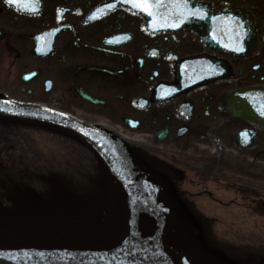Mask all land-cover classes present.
Wrapping results in <instances>:
<instances>
[{"label":"flooded vegetation","instance_id":"af4514ba","mask_svg":"<svg viewBox=\"0 0 264 264\" xmlns=\"http://www.w3.org/2000/svg\"><path fill=\"white\" fill-rule=\"evenodd\" d=\"M128 1L0 0V94L105 126L152 165L153 152L191 150L214 179L229 178L224 201L256 186L242 168L263 175L264 129L234 115L235 103H264V0H175V25L162 5L150 15ZM249 89L260 95L236 97ZM178 175L202 187L194 201H222L201 176ZM256 196L226 203L256 217Z\"/></svg>","mask_w":264,"mask_h":264},{"label":"water","instance_id":"95a60500","mask_svg":"<svg viewBox=\"0 0 264 264\" xmlns=\"http://www.w3.org/2000/svg\"><path fill=\"white\" fill-rule=\"evenodd\" d=\"M161 4L167 20H176L175 2L162 0ZM159 11L154 10L156 14ZM243 96L237 93L236 97ZM243 104L248 110L257 105ZM61 111L0 95L1 120L64 136L67 133L93 151L97 164L105 167L111 179L110 210L102 221L87 223V229L76 233L51 234L0 224V264H220L207 246L193 245V234L149 180L145 163L126 141L121 142L106 128ZM102 176L104 192L98 197L109 201L107 177ZM99 181L101 184V178ZM167 183L156 185L170 203L177 204L178 215L188 219L190 205Z\"/></svg>","mask_w":264,"mask_h":264},{"label":"rangeland","instance_id":"374dc122","mask_svg":"<svg viewBox=\"0 0 264 264\" xmlns=\"http://www.w3.org/2000/svg\"><path fill=\"white\" fill-rule=\"evenodd\" d=\"M160 147V145H157L155 148H158V151L163 153V150L159 149ZM170 148H168L170 149L168 151L175 154L178 153V156H171L167 153L168 151H166L167 156H162V154H155V152H153L154 156H149H152L151 158L153 163L156 164H150L152 169L163 178H167L177 190V192L190 205V207L198 212V214H194L192 210L189 218L186 220L179 216L185 222V224L189 226V228L210 248L213 249L214 247H217L220 251H222L224 253L223 257H226L225 254L228 253L231 254L230 256H238L237 251L239 252L240 249L244 250V253H252L253 255L256 254V256L263 255L264 252L259 249V247L262 248L264 246V219L258 218L257 216L250 217L249 214L242 215L241 211H243V209H241L240 206L236 207L230 206L228 203L226 204L229 195L224 201L222 199L224 195L221 194L219 196V199L222 200L221 202H215L212 200L208 205L203 206H201V204L199 205L200 201L196 202L193 200L191 206L190 194L194 192V188L188 186L189 184L187 181H180L178 174L181 172L178 169V165L180 164L182 167L191 170L194 166H197L195 162L196 159L193 158L195 154L191 150L183 153L177 152L172 146ZM4 149V145L1 144L0 152H4ZM189 156L191 157L189 158ZM80 162L82 166L85 165V160ZM157 165L160 169L157 167ZM199 167L202 166L199 165ZM227 169L231 173L234 172V169L231 167H227ZM262 171L263 175H255L250 172L248 168H242L244 175L252 177L254 181L262 184V187L264 188V170ZM188 173L192 175L190 171ZM44 181H49L54 184L59 183L57 177L53 176L51 173H39L38 171L31 168L20 169L19 176L12 177V179L7 182L3 177V173L0 172V201L2 202V200H4L6 205L18 208L17 205H20V200L25 197L26 199L35 200L38 206H42L43 204H46L41 200L44 197L41 193V191L45 190L43 185ZM6 183H8L9 187L2 190V185H5ZM39 185L41 187L40 189L37 188ZM73 189L75 190L77 187H74ZM5 192H7V195ZM69 192L70 191L66 190V200L61 193L53 194L52 200L48 204L53 210V212H50L51 216L53 217L54 221L58 222L55 227L59 229V232L65 230L61 229V227L66 226L63 224V222L66 220V215H69L73 218L82 216L90 217L92 220L101 219L104 217L107 209L110 206V201L98 198L96 200H89L90 198H88L87 201H75V198L72 197L73 195H71ZM215 196L217 197V195ZM233 209H238L237 214L230 216L229 212H234ZM201 211H209L210 214L207 216H201L203 215L201 214ZM36 221L42 222V219L38 217L36 218ZM254 222L256 223L255 226H250ZM254 246L258 247L255 248ZM254 260V257H252L250 262L253 264ZM233 263L240 264L238 261H233Z\"/></svg>","mask_w":264,"mask_h":264},{"label":"bare ground","instance_id":"6f19581e","mask_svg":"<svg viewBox=\"0 0 264 264\" xmlns=\"http://www.w3.org/2000/svg\"><path fill=\"white\" fill-rule=\"evenodd\" d=\"M224 12H226V11H222V13H224ZM173 21H171V22H169V24H171ZM257 90H259V92H260V89H257ZM246 93H248V92H256V90H254V89H249V90H246L245 91ZM240 94H242V95H244V93H243V91L242 92H239ZM1 95V94H0ZM260 95V93L259 94H251V96H255V97H258ZM2 96H5V95H3L2 94ZM255 104H257V105H255V106H253V105H250V109L248 110L247 109V107L246 106H243L244 104L243 103H235V105L238 107V108H242V110H241V113L240 114H235L234 116L235 117H241V118H244V119H246L247 120V122L249 123H252V125L253 126H255L256 128H258V129H264V123H261V121L262 122H264V120H262V119H264V107L262 106V103H255ZM51 107H53V106H51ZM55 108H57V107H55ZM60 110V109H59ZM70 114V113H69ZM72 115V114H71ZM74 116V115H73ZM262 118V119H261ZM91 123H93V124H96V125H98V126H101V127H103V128H106V129H109V128H107V127H104V126H102V125H99V124H97V123H94V122H91ZM30 129H32V130H35V131H41V132H45V133H47V134H49L51 137H52V139H55L54 140V142H53V149L55 150L54 152H58L59 154H62L63 156H65V157H70V156H73L74 157V160L76 161V162H78L79 161V159H78V157H77V155H76V152H77V148H78V145L76 144V145H73V144H69L68 142H66V137L64 136V135H62V134H59V133H57V132H53V131H50V130H47V129H42V128H35V127H29ZM241 132V134H239L237 137H236V139H235V141H238L239 142V140H241L240 138L241 137H244V136H247V135H245V131L243 132V130L242 131H240ZM28 135L29 136H32V135H36V136H40L38 133H36V132H29L28 133ZM139 139H141V138H139ZM239 139V140H238ZM25 140H28V139H25ZM255 139H253L252 140V144L251 145H255ZM236 143V142H235ZM127 144L130 146V144L127 142ZM237 144V143H236ZM148 148H149V151L150 152H152L153 150H154V147H152L151 145L150 146H148V145H146ZM249 146V145H248ZM243 150V149H242ZM146 152H147V149L145 150ZM186 152V150L185 151H183V153H185ZM168 154H170L171 156H178L177 154H175V153H171V152H167ZM39 154H41L40 152H37L36 151V153L35 152H25V151H21L20 152V157H22V158H32V157H34V156H36V155H39ZM67 154L69 155V156H67ZM82 156H85V154H83ZM180 156V155H179ZM191 156H189V158H190ZM88 158V157H87ZM194 159H198L199 161L200 160H202L203 158H200V157H193ZM17 159V158H16ZM89 160H91L90 162H89V164H87L86 166L87 167H93V168H96L95 167V164H97V161H96V157H94V159L93 158H88ZM198 160H196L195 162H196V164H204L205 162H201V163H197L198 162ZM42 161H43V159H42ZM46 167V166H45ZM204 167L207 169V166L204 164ZM201 168L202 167H199V166H196L195 167V171L193 172V174L191 175V174H188L187 173V171L189 170V169H187V168H184V167H182L180 164L178 165V169H179V171H181V172H184L185 174H187L189 177H191V178H193V179H195V178H197V175H199V176H201L205 181H204V183L205 184H207V185H211L208 189L212 192V194L215 196V195H217V199H219V196L222 194V195H224V193L226 192V191H228V189L230 188V181H229V178H227L226 176H221V177H219V178H216V179H214V177H213V175H210L211 174V170H203V171H201ZM71 171L72 170H68L67 172H66V170H64V171H62L63 173H65V174H67V175H71ZM194 173H196V174H194ZM234 185H236V184H234ZM232 186V185H231ZM218 187H221V190H219L218 189ZM198 190L200 191V190H202L201 188H198ZM242 190V191H241ZM241 190L239 189V193L238 194H233V196H231V195H229L228 196V198H233L234 200H237V199H240L239 197L241 196V197H254L255 196V193L258 195V196H260L262 199H263V201H257V204L255 205V209L256 210H258V212H259V215H257V217L258 218H261V219H264V189L259 185V183H257V185L255 186L254 185V187H252L251 186V188L250 187H242L241 188ZM230 193V192H229ZM258 196H256V197H258ZM221 200V199H220ZM239 205V204H238ZM237 207V206H236ZM240 208L241 209H244V208H250V206L248 207L247 205H240ZM6 209H9V208H6ZM15 213H11L10 215H8V216H10V217H13V215H14ZM257 220V219H256ZM258 222V221H257ZM19 226H21V224L19 223V221H17L16 222ZM32 226H34V224H32V223H30ZM255 222L253 223V224H251L250 226H255ZM28 226V225H27ZM19 229L21 228V227H18ZM252 228V227H251ZM192 237V236H191ZM191 240H192V242H193V245L194 246H198V247H201L202 249H203V247H205V245L197 238V237H195L194 235H193V237L192 238H190ZM205 249V248H204ZM263 252H264V248H263ZM264 256V255H263ZM239 262H240V264H252L249 260H244L242 257H239V259H237ZM249 261V262H248ZM248 262V263H247ZM220 264H232V263H230L227 259H221L220 260V262H219ZM234 264H236V263H234ZM253 264H261V261L260 260H258V258H257V256H256V258H255V260H254V262H253Z\"/></svg>","mask_w":264,"mask_h":264},{"label":"snow or ice","instance_id":"6c2138e0","mask_svg":"<svg viewBox=\"0 0 264 264\" xmlns=\"http://www.w3.org/2000/svg\"><path fill=\"white\" fill-rule=\"evenodd\" d=\"M130 2L133 3L135 7L143 9V11L148 12L150 15H155L154 9L161 7L159 0H153V2H149V0H130ZM237 50L240 49L237 48Z\"/></svg>","mask_w":264,"mask_h":264},{"label":"trees","instance_id":"16d2710c","mask_svg":"<svg viewBox=\"0 0 264 264\" xmlns=\"http://www.w3.org/2000/svg\"><path fill=\"white\" fill-rule=\"evenodd\" d=\"M5 133V132H4ZM5 136H7L6 134H5ZM20 144H21V148H20V150L23 152V151H25V152H28V150H27V148L23 145L24 144V141L22 140V141H20ZM36 152V151H35ZM19 160V159H18ZM20 161H23V160H20ZM12 165H14V163H12ZM7 168V167H6ZM6 168H3V170H4V172H6ZM12 168V167H11ZM11 168H9V169H11Z\"/></svg>","mask_w":264,"mask_h":264}]
</instances>
